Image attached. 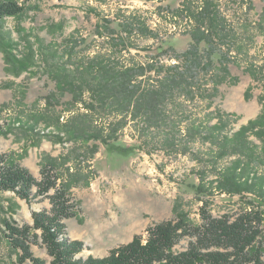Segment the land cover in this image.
<instances>
[{
	"label": "rangeland",
	"instance_id": "rangeland-1",
	"mask_svg": "<svg viewBox=\"0 0 264 264\" xmlns=\"http://www.w3.org/2000/svg\"><path fill=\"white\" fill-rule=\"evenodd\" d=\"M18 1L31 9L20 18H5V29L11 30L19 42L13 52L18 57L28 52L27 43L17 32L22 25L33 37L73 49L72 55L65 56L71 67L81 60L99 57H112L120 64L154 61L171 65L176 62V55L190 47L194 29L192 21L184 16L188 13L182 15L175 10L183 8V4L192 5L195 10L203 5L202 0ZM216 3L232 39L225 44L212 43L211 47L203 42L200 53L206 56L213 47L211 73L222 74L221 51L230 47L232 52L226 63L231 76L214 92L211 80L215 76L199 70L192 98L175 91L166 101L165 116L148 126L143 118L130 121L118 131V139L109 144L78 137L69 129L72 112L87 110L71 106V95L51 98L56 84L46 73L40 55L33 72L15 76L8 72L0 51V154L10 155L38 179L49 163L57 168L62 176L59 181L70 187L76 211L64 220L65 238L85 245L78 258L104 257L113 248L130 243L137 234L145 236L152 224L174 218L176 207L198 221L204 200L215 216L233 215L260 205L255 193L230 194L216 188L221 169L242 156L220 158L216 141H204L205 131L188 132L193 123L202 124L203 130L204 125L219 122V113L224 125L221 135H228L231 143L235 133L264 112V0ZM127 17L134 18L141 29L136 28L128 37L125 49L116 48L112 39L115 34L108 29L119 31ZM58 22L64 23L63 30H51L50 25ZM145 27L153 34L144 35ZM253 70L256 72L251 75ZM157 77L156 73H149L146 84ZM121 118L105 110L93 116L95 126L107 129L108 123ZM249 139L256 145L261 155L258 157H264L262 140L255 133L249 134ZM252 166L264 175V159L256 158ZM199 185L204 193L197 190ZM32 191L35 193L36 187ZM51 207L48 195L34 194L25 199L12 190L0 191V264L17 262L8 232L5 233V220L16 226H32L33 213ZM261 208L264 210V205ZM36 232L40 237L32 243V250L50 264L53 256L48 253L41 231ZM187 245L188 240L183 239L176 250Z\"/></svg>",
	"mask_w": 264,
	"mask_h": 264
},
{
	"label": "trees",
	"instance_id": "trees-1",
	"mask_svg": "<svg viewBox=\"0 0 264 264\" xmlns=\"http://www.w3.org/2000/svg\"><path fill=\"white\" fill-rule=\"evenodd\" d=\"M202 1L203 5L198 6L200 9L195 10L192 5L183 4V8L175 10L182 15L187 12L189 15L184 16L192 21L194 29L191 30L190 47L176 55V62L171 65H159L154 61L120 64L112 57H99L98 60H81L71 67L65 56L72 55L73 49L61 48L54 42L46 43L45 39L33 37V33L22 25H19L17 32L27 43L28 52L18 57L13 50L19 42L14 39L12 31L4 27L6 17L20 18L31 9L18 0H0V51L4 53L8 72L15 76L31 72L37 55H40L46 73L56 84L55 95L51 98L57 100L71 95V106L87 110L85 113L72 112V123L67 124L69 129L78 137L109 144L118 139V131L123 130L130 121L143 118L142 122L148 126L165 116L166 101L175 91L192 98L194 79L199 70L203 69L215 76L211 80L214 92H218V87L231 76L226 63L230 60V47L228 51H221L222 74L211 73L214 65L213 47L206 56L200 53L199 46L203 42L211 47L214 43L225 44L232 39L216 0ZM50 28L63 30L64 23H52ZM136 28L139 27L135 19L127 17L119 31L108 29L115 34L112 37L114 46L125 49L128 37ZM143 32L144 35L153 34L147 28ZM153 72L158 77L147 85L145 78ZM255 72L253 70L250 74L254 75ZM99 110L121 115L122 118L108 123V129L98 128L94 125L93 116ZM218 118L219 122L206 124L203 130L202 124L193 123L188 132L205 131L204 141H216L220 158L233 154L242 156L221 169L216 188L230 194L255 193L260 205L241 209L233 215L226 213L215 216L207 207V200H204L199 209L198 221L176 207L174 218L152 224L146 229L145 236L137 234L130 243L113 248L104 257L78 258L85 248L84 243L65 238L64 220L74 216L76 211L70 187L59 181L62 176L53 164L44 166L38 179L10 155L0 154V191L12 190L25 199H31L34 194L48 195L52 204L49 210L33 213L32 226H16L5 220L6 236L17 255L15 264H47L32 250V243H37L40 237L36 229L41 231L48 253L53 256L50 264H264V210L261 208L264 205V175H259L252 166L256 158L263 160L264 157H258L261 155L249 139V134L255 133L264 144V112L235 133L231 143L227 140L228 135H221L224 131L223 115L218 113ZM33 187H36L35 193ZM51 190H54L53 193H50ZM197 190L204 193L201 185L197 186ZM183 239L188 240L187 247L176 250L177 244Z\"/></svg>",
	"mask_w": 264,
	"mask_h": 264
}]
</instances>
